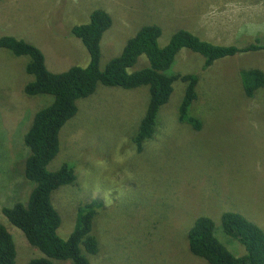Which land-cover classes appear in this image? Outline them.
<instances>
[{
    "label": "rangeland",
    "instance_id": "rangeland-1",
    "mask_svg": "<svg viewBox=\"0 0 264 264\" xmlns=\"http://www.w3.org/2000/svg\"><path fill=\"white\" fill-rule=\"evenodd\" d=\"M97 8L112 17L100 42L101 66L146 24L161 27L160 45L179 28L216 44L238 47L264 32V0H0V36L12 34L34 44L43 52L47 69L61 72L87 63L85 47L68 31L86 22ZM26 60L0 48V148L4 141L1 151L7 147L11 167L17 171L13 170L14 180L3 195L4 179H0V220L3 206L12 205L15 198L26 199L29 185L20 172L28 155L23 134L33 113L53 100L50 95L23 92V85L32 79L24 71ZM145 63L141 56L134 68ZM202 63L199 54L182 50L167 71L198 75V97L190 108L201 121L198 130L177 120L183 88L178 81L158 111L152 137L139 152L130 140L146 107L145 87L98 84L92 95L78 100V111L59 132L61 147L48 169L68 162L76 174V184L59 186L51 194L61 216L59 235L65 238L71 231L77 201L96 198L106 207L104 212V206L99 209L101 219L93 220L100 249L87 255L90 264H207L190 257L184 242V234L199 215L212 218L215 235L235 255L245 249L223 232V211L239 212L264 231V89L248 98L239 78L243 67L264 70V50L236 53L205 69ZM1 157L4 168L8 160ZM17 184L22 189L17 190ZM140 187L148 195L142 191L133 197L131 192ZM16 190L25 199L18 198ZM162 205L170 210L164 217L159 215L165 210ZM152 208L159 213L155 215L153 209L148 220ZM8 228L21 257L25 239L18 229ZM232 243L238 244V254ZM16 262L27 261L20 263L17 257Z\"/></svg>",
    "mask_w": 264,
    "mask_h": 264
},
{
    "label": "trees",
    "instance_id": "trees-1",
    "mask_svg": "<svg viewBox=\"0 0 264 264\" xmlns=\"http://www.w3.org/2000/svg\"><path fill=\"white\" fill-rule=\"evenodd\" d=\"M111 24L110 13L97 8L89 13L86 22L72 25L68 34L85 47L88 61L84 65H72L61 72L47 69L43 52L34 44L12 34L0 36L1 49H6L17 57H27L24 71L32 79L23 85V92L27 96L50 95L53 98L51 103L33 113L23 134V144L28 149V155L20 172L25 183L29 185V191L26 199L21 198L17 190L22 187L17 184L19 187L16 196L25 200L15 198L12 205L1 208L3 220H0V264H17V257L20 263L27 261L25 264H90L88 257L99 252V239L96 232L94 233L98 230L97 224L93 232L92 228L94 218L101 219L99 209L104 206L103 201L96 198L77 201L76 215L71 220V231L65 238L58 232L61 224L60 212L57 205L51 202V194L59 186L76 184V174L70 163L62 162L55 170H49L48 164L58 154L61 147L59 132L78 111L79 99L92 95L98 84L125 89L145 87L146 107L130 140L139 152L143 142L152 137L158 111L169 101L178 81L183 83V88L177 106V120L193 129L198 130L201 126L200 119L190 112L198 97V75L167 72L182 50L199 54L203 58L202 69L218 59L236 53L264 50V32L261 31L253 41L238 47L233 44H216L201 39L190 30L179 28L164 45H160L158 38L162 33L161 27L157 24H146L125 41L118 55L101 66L100 42L103 33ZM141 56L145 57V65L134 68ZM239 78L244 95L248 98L253 97L256 91L264 89V70L261 67H243L239 70ZM160 123L161 120L159 125ZM2 145H5L4 141ZM2 145L1 158L6 156L8 160L4 168L0 166V179H4L3 195L12 184L13 170L16 169L11 167L7 147L1 151ZM140 178L146 185L144 178ZM142 191L145 196L148 195L144 187L131 192V195L139 196ZM164 207L163 213L155 208L149 209L150 215L147 219L153 216V209L155 215L159 213L160 217L167 216L170 212L169 206ZM162 221L165 224L167 220L162 218ZM220 223L223 232L239 242L245 252L241 255L233 254L215 235L212 218L199 215L188 228L186 237L184 234L190 257L192 255L200 258L207 264H264V231L260 226L236 211H223ZM9 226L18 229L25 239L27 246L21 257ZM235 245L238 244L232 243L230 247L238 254Z\"/></svg>",
    "mask_w": 264,
    "mask_h": 264
}]
</instances>
